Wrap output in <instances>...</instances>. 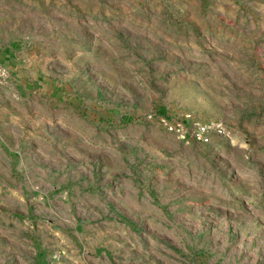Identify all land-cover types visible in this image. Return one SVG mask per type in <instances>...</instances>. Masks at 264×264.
Here are the masks:
<instances>
[{
    "label": "rangeland",
    "instance_id": "obj_1",
    "mask_svg": "<svg viewBox=\"0 0 264 264\" xmlns=\"http://www.w3.org/2000/svg\"><path fill=\"white\" fill-rule=\"evenodd\" d=\"M0 67V264H264V0H0Z\"/></svg>",
    "mask_w": 264,
    "mask_h": 264
},
{
    "label": "built area",
    "instance_id": "obj_2",
    "mask_svg": "<svg viewBox=\"0 0 264 264\" xmlns=\"http://www.w3.org/2000/svg\"><path fill=\"white\" fill-rule=\"evenodd\" d=\"M7 70L0 67V83L8 78ZM158 123L179 140L190 143L211 144L215 138L232 140L231 130L220 120L205 121L191 113H184L182 117L173 120L167 117L159 118Z\"/></svg>",
    "mask_w": 264,
    "mask_h": 264
}]
</instances>
